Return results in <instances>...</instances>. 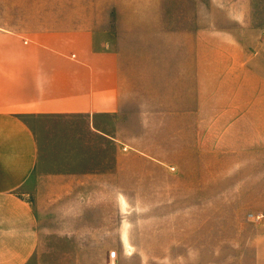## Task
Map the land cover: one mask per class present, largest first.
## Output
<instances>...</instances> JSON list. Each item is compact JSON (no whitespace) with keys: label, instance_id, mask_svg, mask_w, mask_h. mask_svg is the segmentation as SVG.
Listing matches in <instances>:
<instances>
[{"label":"crops","instance_id":"obj_1","mask_svg":"<svg viewBox=\"0 0 264 264\" xmlns=\"http://www.w3.org/2000/svg\"><path fill=\"white\" fill-rule=\"evenodd\" d=\"M195 1L207 20L196 19L188 43L177 7L171 26L181 32L149 79L150 57L110 46L107 27L42 22L41 0H0V264H152L138 256L153 252L140 238L169 237L167 226L138 230L122 208L153 188V174L169 179L151 164L166 162L162 148L189 126L212 125V157L223 158L212 162V190L264 206V0ZM153 93L160 111L149 108ZM155 140L160 152L146 145ZM251 217L254 243L242 253L252 257L241 264H264V210Z\"/></svg>","mask_w":264,"mask_h":264},{"label":"rangeland","instance_id":"obj_2","mask_svg":"<svg viewBox=\"0 0 264 264\" xmlns=\"http://www.w3.org/2000/svg\"><path fill=\"white\" fill-rule=\"evenodd\" d=\"M198 2L209 5L208 0ZM196 4L195 0H41L42 22H85L104 26L110 36V46L113 44L137 62L144 60L145 55L150 57L152 71L149 79L157 76L154 66L155 61L160 60L158 55L172 53L173 47L165 40L177 37L181 32L171 26L176 20L177 7L184 9V14L180 15L185 25L183 36L192 44L196 19L202 23L208 17L206 13L194 14L192 7ZM192 48V45H186L185 53L191 52ZM149 96V108L154 112L160 111L163 105L158 93ZM42 122L49 123L48 120ZM130 122L132 125L129 127L135 130L137 120L131 118ZM152 125V136L158 140L160 128L155 115L152 116ZM170 129L174 126L170 125ZM182 138L180 141L170 139L169 145L163 148L156 140L146 144L156 151L160 152L162 148L169 153L170 158L166 162L153 160L151 164L166 167L169 179L165 178L166 174H153V188L133 191V204L122 208L134 216L138 230L160 229L165 232L167 226L169 237L140 238L149 246L145 249L152 245L153 252L138 256L152 264H241L242 257L246 261L251 260V254L242 253V249L250 250L254 243L256 219L251 217V213L257 209L264 210V206L237 204L241 200L225 195L224 185L221 189L212 190V162H223L222 157H212V149H215V145L212 148V125L185 127ZM140 144L143 146L144 142L140 141ZM125 164L149 165L136 158L126 159ZM184 166L205 169L201 174L185 175L181 174ZM193 177L199 181H193ZM138 181L145 185L144 178ZM161 202L168 204L162 205ZM162 215L168 218V222H160ZM153 216L158 221H154ZM176 233L185 235H171ZM161 247H165L163 253ZM89 257L96 260L97 255Z\"/></svg>","mask_w":264,"mask_h":264},{"label":"built area","instance_id":"obj_3","mask_svg":"<svg viewBox=\"0 0 264 264\" xmlns=\"http://www.w3.org/2000/svg\"><path fill=\"white\" fill-rule=\"evenodd\" d=\"M262 36H263V38H264V29L262 30Z\"/></svg>","mask_w":264,"mask_h":264}]
</instances>
